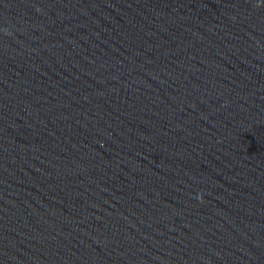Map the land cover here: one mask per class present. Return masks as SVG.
Wrapping results in <instances>:
<instances>
[{"label":"water","instance_id":"water-1","mask_svg":"<svg viewBox=\"0 0 264 264\" xmlns=\"http://www.w3.org/2000/svg\"><path fill=\"white\" fill-rule=\"evenodd\" d=\"M0 264H264V0H0Z\"/></svg>","mask_w":264,"mask_h":264}]
</instances>
